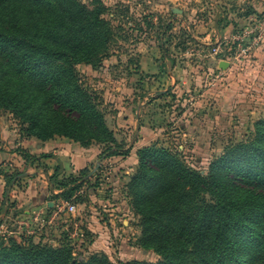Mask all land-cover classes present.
Instances as JSON below:
<instances>
[{"label": "rangeland", "instance_id": "374dc122", "mask_svg": "<svg viewBox=\"0 0 264 264\" xmlns=\"http://www.w3.org/2000/svg\"><path fill=\"white\" fill-rule=\"evenodd\" d=\"M82 1L93 6L94 0ZM227 1L229 7L225 0L218 4L231 9L220 13L212 0H101L115 32L109 56L97 67L79 64L77 71L84 86L102 98L107 125L130 154L104 157L106 146L93 143L87 148L99 155L86 176L56 165L59 180L72 191L70 199L56 197L59 190L43 178L31 186L30 177L16 176L21 167L4 160L12 166L0 168L8 187L3 198L8 205H0V241L60 246L68 233L78 255L105 253L114 264L158 260L153 250L139 245V216L127 195L137 150L152 142L174 147L205 173L231 142L251 139L256 121L264 118V2ZM254 8L258 14L248 15ZM217 17L220 27L225 17L234 26L233 33L224 32L215 42ZM253 29L262 35L259 44L232 57L233 35ZM255 33L246 35L247 42ZM0 122L21 134L11 112L1 110ZM38 164L46 168L40 159Z\"/></svg>", "mask_w": 264, "mask_h": 264}, {"label": "trees", "instance_id": "16d2710c", "mask_svg": "<svg viewBox=\"0 0 264 264\" xmlns=\"http://www.w3.org/2000/svg\"><path fill=\"white\" fill-rule=\"evenodd\" d=\"M106 10L101 0L92 7L0 0V111L18 120L21 137L64 136L83 147L104 144V157L130 154L107 125L102 98L77 71L109 56L115 32ZM256 122L253 137L231 142L205 173L174 147L152 142L137 150L127 195L139 216V245L159 258L126 264H264V118ZM60 173L55 167L49 182L56 197L70 199ZM79 173L86 176L88 167ZM68 239L64 233L60 246L1 239L0 264H114L105 253L76 254Z\"/></svg>", "mask_w": 264, "mask_h": 264}, {"label": "crops", "instance_id": "0c3cea01", "mask_svg": "<svg viewBox=\"0 0 264 264\" xmlns=\"http://www.w3.org/2000/svg\"><path fill=\"white\" fill-rule=\"evenodd\" d=\"M264 2V0H259ZM219 0H212V5L217 9V12L221 13V9H231L221 7L219 4ZM224 5L230 6V3L225 0ZM231 12V11H229ZM222 15H227L222 14ZM219 17V16H218ZM216 18L214 22L215 34V42H217L225 32L226 34L233 33L234 23L228 20L225 17V22L222 23L220 27V18ZM242 20V17H240ZM221 60L219 61V63ZM14 126L11 127H15ZM13 133V135H11ZM4 144V145H3ZM91 148L83 147L79 143L71 141L67 138H52L46 141H40L34 137L25 138L21 137L18 133L17 129H12L10 131L9 126L4 122H0V168L9 169L12 164L8 162L15 163L16 166L21 167L20 173L17 174L18 178H28L27 181H37L41 178L45 179L47 184L49 183V176L53 173L54 167L56 165L61 166L64 169V172L68 171H77L79 169L90 166L93 163H97V157L99 152L95 154H91ZM25 150V151H23ZM26 152L30 156L26 157L24 154ZM44 154H51L50 157H45ZM39 159L41 161V165H45L46 168L40 167ZM7 160L8 162L4 161ZM95 163V164H96ZM38 166V167H37ZM19 180V179H17ZM35 183V182H34ZM33 186V183H30ZM15 184L13 185V187ZM50 188H53L50 186ZM14 189V188H12ZM5 191V182L0 178V205L4 203L7 207L8 201L3 199ZM16 191V190H14ZM22 201V200H19ZM9 210V209H8ZM7 212V209L5 213ZM4 213V214H5Z\"/></svg>", "mask_w": 264, "mask_h": 264}, {"label": "built area", "instance_id": "2783aa9c", "mask_svg": "<svg viewBox=\"0 0 264 264\" xmlns=\"http://www.w3.org/2000/svg\"><path fill=\"white\" fill-rule=\"evenodd\" d=\"M259 27L260 26H258V28ZM255 31H256V29L251 30V32L245 30L243 33L233 35L232 41H233V45H235V47H236V52L234 54L235 56H232V57L237 58L239 52L248 51L250 48L257 46L259 44L260 39L262 38V35L255 33ZM252 32H254L255 35L250 34L251 35L250 37H252V40L249 39V41L247 42L246 35L249 33H252ZM217 49L218 48H215L214 50L217 51ZM71 208H74V205L71 206Z\"/></svg>", "mask_w": 264, "mask_h": 264}, {"label": "water", "instance_id": "95a60500", "mask_svg": "<svg viewBox=\"0 0 264 264\" xmlns=\"http://www.w3.org/2000/svg\"><path fill=\"white\" fill-rule=\"evenodd\" d=\"M180 11H181V10H179V12H180ZM219 65H220L221 68L225 69V68H227V66H228V62H226V61H221ZM98 166H99V163L96 165V167L94 168V170H96V169L98 168Z\"/></svg>", "mask_w": 264, "mask_h": 264}]
</instances>
